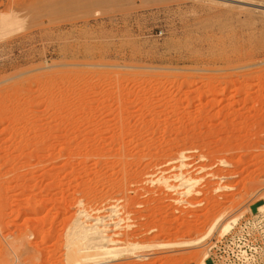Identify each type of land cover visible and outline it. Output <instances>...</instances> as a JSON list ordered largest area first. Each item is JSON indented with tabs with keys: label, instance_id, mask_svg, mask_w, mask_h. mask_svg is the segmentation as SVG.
<instances>
[{
	"label": "rangeland",
	"instance_id": "obj_1",
	"mask_svg": "<svg viewBox=\"0 0 264 264\" xmlns=\"http://www.w3.org/2000/svg\"><path fill=\"white\" fill-rule=\"evenodd\" d=\"M4 13L0 264H198L264 202V0Z\"/></svg>",
	"mask_w": 264,
	"mask_h": 264
},
{
	"label": "built area",
	"instance_id": "obj_2",
	"mask_svg": "<svg viewBox=\"0 0 264 264\" xmlns=\"http://www.w3.org/2000/svg\"><path fill=\"white\" fill-rule=\"evenodd\" d=\"M208 260L210 264H264V208H249L231 222L207 247L205 263Z\"/></svg>",
	"mask_w": 264,
	"mask_h": 264
},
{
	"label": "bare ground",
	"instance_id": "obj_3",
	"mask_svg": "<svg viewBox=\"0 0 264 264\" xmlns=\"http://www.w3.org/2000/svg\"><path fill=\"white\" fill-rule=\"evenodd\" d=\"M8 5H9V4H8ZM10 5H11V4H10ZM7 7H8V6H7ZM5 8H6V7H5ZM2 10H3V9H2ZM9 11H10V10H9ZM9 11H8V12H9ZM17 14H18V13H17ZM17 14H16V15H17ZM15 17H16V16H15ZM0 20H1L0 24L2 23V26H5L6 23H7L8 21H10V20H13V18H12L9 14H5V13H4V14H1V15H0ZM13 21H14V20H13ZM8 23H9V22H8ZM10 23H11V22H10ZM260 196H261V197H260L259 199L264 201V194H263V195H260ZM257 198H258V197H257ZM257 198H256V199H257ZM259 199H257V200H259ZM258 206H259L260 208H264V202L261 203V204H259ZM246 209H247V208H246ZM232 217H233V216H232ZM27 218H28V217H27ZM227 219H229V218H227ZM227 219H226V220H227ZM224 220H225V219H224ZM226 220L224 221V223L226 222ZM231 221H232V220H231ZM231 221H230V222H231ZM233 221H234V220H233ZM233 221H232V222H233ZM224 223L221 224V227L219 226V228L222 229V230L220 231V233H222V234H223L224 232H226V231L229 229V227H230V224H227V223H229V222H227L226 225H225ZM222 225H223V228H222ZM228 226H229V227H228ZM220 229H218V233H219V230H220ZM204 257H205V256H204ZM204 257L202 256V257H200L201 259L199 258L200 260H199V263H198V264H206L205 261H204V259H205Z\"/></svg>",
	"mask_w": 264,
	"mask_h": 264
}]
</instances>
